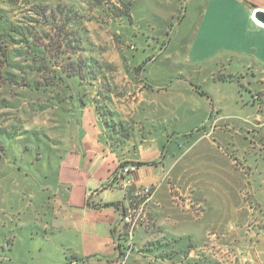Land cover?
I'll list each match as a JSON object with an SVG mask.
<instances>
[{
	"label": "rangeland",
	"instance_id": "rangeland-1",
	"mask_svg": "<svg viewBox=\"0 0 264 264\" xmlns=\"http://www.w3.org/2000/svg\"><path fill=\"white\" fill-rule=\"evenodd\" d=\"M73 2L87 20L90 52L86 57L109 65L102 68L116 94L110 112L100 115V127L102 122L110 126L115 115L130 111L129 106L133 109L136 95L144 89L154 93L153 106H140L142 113L147 109L144 118H149L143 126L153 125V136L168 133L175 138L174 145L193 163L205 191L202 219L191 218L192 238L143 245L142 253H148L142 264H264V81L260 74L253 76L247 70L248 75L230 76L235 68L228 64L190 61L198 30V4L192 5L191 0ZM12 17L17 21L19 14ZM142 64L136 75L135 67ZM64 117L59 107L36 113L20 105L0 122L9 131L17 127L16 134L2 140L4 152H0V264H23L24 251L28 262L38 261L39 222L24 213L30 203L43 201L50 193L46 187L53 186L50 150L65 138ZM188 134L193 139L185 142ZM133 248L131 241L127 251Z\"/></svg>",
	"mask_w": 264,
	"mask_h": 264
},
{
	"label": "crops",
	"instance_id": "crops-1",
	"mask_svg": "<svg viewBox=\"0 0 264 264\" xmlns=\"http://www.w3.org/2000/svg\"><path fill=\"white\" fill-rule=\"evenodd\" d=\"M191 1L198 4V30L190 61L228 64L235 68L230 76L248 75L249 70L264 81V27L251 18L253 10H264V0ZM144 90L136 95L133 109L129 106L130 111L113 116L111 127L104 122L100 127L102 120L88 101L61 107L66 135L50 150L53 186L46 187L50 193L43 201L30 203L24 213L39 222L36 264H142L148 253H142L143 245L192 238L191 218L198 215L194 220L199 222L203 217L199 212L207 206L203 184L186 153L174 145L175 138L168 133L153 136V125L143 126L149 118H144L147 109L142 113L140 106L154 104V93ZM121 123L124 126L118 127ZM185 138V142L193 139L189 134ZM124 163L137 169L133 188L125 194L108 183ZM143 186L152 187L154 194L146 207L145 225L134 230V248L127 251L129 242L121 236L122 209L134 188ZM26 254L23 264H33Z\"/></svg>",
	"mask_w": 264,
	"mask_h": 264
},
{
	"label": "trees",
	"instance_id": "trees-1",
	"mask_svg": "<svg viewBox=\"0 0 264 264\" xmlns=\"http://www.w3.org/2000/svg\"><path fill=\"white\" fill-rule=\"evenodd\" d=\"M81 10L73 0H0L1 125L20 105L38 113L88 101L99 117L110 112L116 94L102 68L109 65L86 57L87 20ZM15 13L17 21L12 20ZM143 65L135 67L136 75ZM10 129L0 126L2 153V140L16 134L17 127Z\"/></svg>",
	"mask_w": 264,
	"mask_h": 264
},
{
	"label": "built area",
	"instance_id": "built-area-1",
	"mask_svg": "<svg viewBox=\"0 0 264 264\" xmlns=\"http://www.w3.org/2000/svg\"><path fill=\"white\" fill-rule=\"evenodd\" d=\"M252 21L260 25L253 19ZM136 171L137 169L134 165H120L111 174L108 183L125 194L133 188ZM153 194L154 189L152 187L134 188L129 201L127 200L126 206L123 207L125 211L121 218L123 224L121 231L123 234L121 236L125 237L128 242L132 241L134 230L145 221L146 207L152 200Z\"/></svg>",
	"mask_w": 264,
	"mask_h": 264
},
{
	"label": "water",
	"instance_id": "water-1",
	"mask_svg": "<svg viewBox=\"0 0 264 264\" xmlns=\"http://www.w3.org/2000/svg\"><path fill=\"white\" fill-rule=\"evenodd\" d=\"M252 19L264 27V10L261 9L253 10Z\"/></svg>",
	"mask_w": 264,
	"mask_h": 264
}]
</instances>
